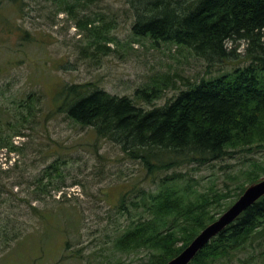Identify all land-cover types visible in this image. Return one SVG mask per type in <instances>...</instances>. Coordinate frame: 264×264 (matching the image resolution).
<instances>
[{
  "label": "rangeland",
  "instance_id": "rangeland-1",
  "mask_svg": "<svg viewBox=\"0 0 264 264\" xmlns=\"http://www.w3.org/2000/svg\"><path fill=\"white\" fill-rule=\"evenodd\" d=\"M129 6V0H101L73 11L59 0H0V111L4 128H15L10 135L23 133L13 136L17 152L0 151V169L9 171L0 179V264H138L146 251L123 253L114 246L140 217L131 204L138 201L135 191L155 189L175 173L198 193L228 191L264 166V151L208 164L186 159L158 173L153 184L117 144L57 111L63 85L86 83L136 99L138 89L158 81L162 97L139 102L145 109L160 107L185 89L183 79L230 72L244 57L247 44L240 41L228 44L240 58L212 64L186 48L136 37ZM86 19L93 24L80 28ZM93 29L112 39L104 41L108 52L96 47ZM125 190L130 203L120 211ZM261 252L264 245L256 244L218 264H261Z\"/></svg>",
  "mask_w": 264,
  "mask_h": 264
},
{
  "label": "trees",
  "instance_id": "trees-1",
  "mask_svg": "<svg viewBox=\"0 0 264 264\" xmlns=\"http://www.w3.org/2000/svg\"><path fill=\"white\" fill-rule=\"evenodd\" d=\"M73 1L59 0L73 11L101 0ZM129 5L136 37L186 48L212 64H227L231 56L239 57L228 44L240 41L247 44L244 57L235 61L238 64L230 72L183 79L185 89L160 107L145 109L139 102L162 97L163 86L158 81L151 88L138 89L136 99L111 95L86 83L63 85L57 111L91 128L98 138L117 144L126 158L141 165L153 184L158 173L180 167L186 159L208 164L239 153L264 151V0H129ZM93 22L86 19L78 25L87 28ZM93 31L102 40L95 42L96 47L108 52L104 41L112 39ZM88 50L84 48L83 54ZM7 126L8 130L0 111V151L17 152L13 136L23 133L17 129L10 135L15 128L10 123ZM255 167L258 171L233 190L198 193L191 185H182V175L175 173L161 179L155 189L135 191L138 201L131 204L141 209L140 217L116 238L115 249L146 251L147 257L138 264H167L248 185L264 177V166ZM8 173L0 169V179ZM5 187L2 185V190ZM126 190L118 200L120 211L130 203V191ZM230 198L233 201L226 204ZM256 244L264 245V197L212 239L190 264L232 262ZM259 257L264 264V253Z\"/></svg>",
  "mask_w": 264,
  "mask_h": 264
},
{
  "label": "water",
  "instance_id": "water-1",
  "mask_svg": "<svg viewBox=\"0 0 264 264\" xmlns=\"http://www.w3.org/2000/svg\"><path fill=\"white\" fill-rule=\"evenodd\" d=\"M264 197V177L247 186L244 193L213 223L209 224L177 257L167 264H190L198 253L245 211Z\"/></svg>",
  "mask_w": 264,
  "mask_h": 264
}]
</instances>
